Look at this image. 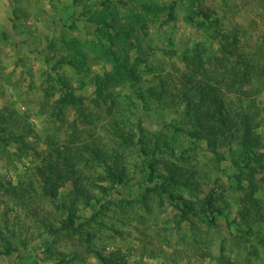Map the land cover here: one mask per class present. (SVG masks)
<instances>
[{
    "label": "rangeland",
    "instance_id": "obj_1",
    "mask_svg": "<svg viewBox=\"0 0 264 264\" xmlns=\"http://www.w3.org/2000/svg\"><path fill=\"white\" fill-rule=\"evenodd\" d=\"M138 1L165 11L160 22H149L134 1L128 14L140 23L131 41L141 42L148 108L129 102L131 82L112 76L108 52L115 48L94 45L100 40L85 22L92 4L99 10L108 5L112 14L122 0H0V228L6 237L0 264H264V0ZM118 9L120 15L106 21L110 35L129 24ZM74 38L87 51L82 68L59 63L74 52L64 39ZM198 42L201 65L219 76L230 112L252 105L257 115L261 142L248 160L236 138L213 148L185 113L181 94L191 68L185 56ZM124 46L134 60L138 45ZM68 94L83 100L82 114L71 104L62 111L56 106ZM11 132L15 139L7 142ZM156 133L171 143L176 135L177 158L164 150L159 155L196 170L188 186L171 187L142 171L139 148ZM87 147L124 164L125 184L102 189L108 185L100 178L103 166L84 159L90 158ZM65 157L80 170L91 200L76 199L77 230L66 226L70 210L62 205L73 174L58 185L57 198L44 176L53 175L52 166L67 173ZM174 193L195 203L190 220L181 218ZM250 195L262 217L247 227L239 210ZM204 210L216 224L201 219ZM6 241L15 250L7 253Z\"/></svg>",
    "mask_w": 264,
    "mask_h": 264
},
{
    "label": "trees",
    "instance_id": "obj_2",
    "mask_svg": "<svg viewBox=\"0 0 264 264\" xmlns=\"http://www.w3.org/2000/svg\"><path fill=\"white\" fill-rule=\"evenodd\" d=\"M135 1L136 8L140 9L141 18H145V15L148 16L149 22H160L161 17L165 14L164 8L157 3H151L148 1L145 2H137V0H122L121 10L125 12L126 21L129 20V24L125 23V25L118 24L115 27L116 31L113 35H110L108 27L110 25L107 24V20L110 16H113L114 12L116 15H120V10L118 8L114 9L113 13H108V5L102 10L96 8L97 5L92 4L89 7L88 13L90 15L87 16L85 22L90 28L94 29V38H99L100 42L95 43L94 45H101L102 48L107 50L108 46H112L113 50L108 52V56L111 57L112 60V76L115 77V80L118 82L124 83L125 81H130V86L132 87L131 95H128V100L133 105H138L140 102L142 106L148 108V91L142 87L143 77L141 69L139 68L140 60L143 55L141 42L137 41V43H133L131 39L137 33L140 23L130 19L128 16L129 13L133 12L134 9L131 7V2ZM133 10V11H129ZM169 14H173V8L168 10ZM139 18V17H138ZM191 20L194 21V19ZM135 22V23H134ZM75 39V38H74ZM78 38L68 42L64 39L63 44L67 49H72L74 51L71 55H63L59 63L61 64H69L71 66H75L76 68H82L85 66L88 56L87 51L84 48L77 47L76 44L78 42ZM91 40V38H90ZM74 41H77L74 43ZM130 43L132 47L134 45H138L136 47V58L133 60L131 58L130 49L126 50L125 44ZM198 42L195 44L194 54L186 55V62L190 64L191 68L189 74H187V87L185 91H182L183 97H185L186 109L185 113L189 117L191 123L199 128V132L205 134L208 137V144L213 148L218 147V145H223L226 143V139H238L237 146L238 151L243 159L248 160L253 155L252 152L258 148L261 137L255 132V123L257 122V115L253 111L252 105L248 107L246 105L241 112L239 110L231 113L229 107L224 102L223 97L220 92L221 89V80L219 76L213 77L207 73V66L201 65L202 63V54L200 53V44ZM78 45V44H77ZM121 49H116L120 48ZM126 50V51H120ZM132 61V62H131ZM193 62V63H192ZM192 63V64H191ZM198 70V71H197ZM201 76L198 79V74ZM220 86V87H219ZM167 93V91H165ZM134 96V98L132 97ZM171 97L174 98L176 93L171 92ZM164 94L159 95V99L163 98ZM166 102V101H165ZM63 104H71L76 111L81 113L83 110V100L77 98L73 94H68L66 96L61 97L57 100L56 106L62 111ZM82 114V113H81ZM3 129V127H0ZM10 138L7 139V142L15 139L14 133H9ZM24 137V136H23ZM22 137V139H23ZM144 140V139H140ZM177 137L173 135L172 143L168 139L167 134H155L153 138L146 137L143 145L139 148V151L143 158L144 169L143 172H147V176L150 180L159 178L160 180L169 183L171 187H179V186H188L190 181L196 174V170L192 167L185 166L178 159H164L159 155L161 150L171 152L173 156L176 157L174 151V145H176ZM90 158L84 157L85 160H91V158H97L102 166L103 172L101 175V179L108 183L107 186H101L102 189L109 190L114 188L115 186H121L125 184V176H126V168L124 164L104 153L103 150L93 147H87ZM216 150V149H214ZM177 158V157H176ZM180 158L184 159L183 156ZM69 157H65L66 169H55V167H51L52 171L49 175L48 173L44 176L46 182L49 183L52 194L55 198H57L58 185L63 182L68 176L67 174H73V189L70 192L69 201L63 203V207L70 210V216L68 217L67 227L72 230H77L78 227L75 226L74 223V213L72 210H75L76 199L81 198L86 204H91V200L89 201V197L86 194V187L83 185L81 176V172L78 169H72V164L69 160ZM155 188H159L156 186ZM174 200H176L175 206L180 211V216L183 220H190L189 214L192 211L196 210V205L194 202L188 200L182 195H178L176 193L171 195ZM251 197H247L242 202V208L239 210V216L245 223L247 227H252L255 222H259L261 214V209L259 207L257 199H254L252 195ZM201 219L207 220L208 224H216L217 218L211 215H207L204 211H198ZM218 213L223 215L224 212L221 209H218ZM236 223L237 221H233ZM240 224V223H238ZM6 239L3 230L0 228V241H4ZM7 253L12 250H15L12 244L8 241L4 242ZM1 254V253H0ZM104 264H112L107 259H104Z\"/></svg>",
    "mask_w": 264,
    "mask_h": 264
}]
</instances>
